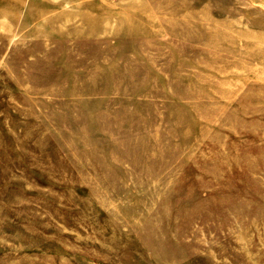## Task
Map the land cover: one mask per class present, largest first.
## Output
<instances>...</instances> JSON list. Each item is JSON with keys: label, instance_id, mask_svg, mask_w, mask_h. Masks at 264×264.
Masks as SVG:
<instances>
[{"label": "rangeland", "instance_id": "rangeland-1", "mask_svg": "<svg viewBox=\"0 0 264 264\" xmlns=\"http://www.w3.org/2000/svg\"><path fill=\"white\" fill-rule=\"evenodd\" d=\"M0 264H264V0H0Z\"/></svg>", "mask_w": 264, "mask_h": 264}]
</instances>
